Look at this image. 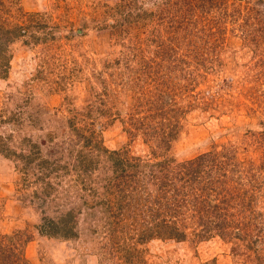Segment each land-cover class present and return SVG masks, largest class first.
I'll use <instances>...</instances> for the list:
<instances>
[{
    "label": "rangeland",
    "instance_id": "obj_1",
    "mask_svg": "<svg viewBox=\"0 0 264 264\" xmlns=\"http://www.w3.org/2000/svg\"><path fill=\"white\" fill-rule=\"evenodd\" d=\"M3 1L25 32H0V135L40 148L28 174L0 152L22 260L264 264V0ZM76 150L93 160L74 184ZM39 159L67 167L50 195ZM158 200L180 240L142 239Z\"/></svg>",
    "mask_w": 264,
    "mask_h": 264
},
{
    "label": "trees",
    "instance_id": "obj_2",
    "mask_svg": "<svg viewBox=\"0 0 264 264\" xmlns=\"http://www.w3.org/2000/svg\"><path fill=\"white\" fill-rule=\"evenodd\" d=\"M3 2H4L3 0H0V32H1V30H7V31L14 30V33H24L25 32L24 27H22L20 25H16L15 23H11L9 21L8 17L5 15L6 9L3 5L4 4ZM22 40L26 41L25 38ZM5 53H7V51H5ZM5 53H4L2 58H5ZM9 59H10L9 55H6V58H5L6 61L4 60V65H2L4 70H6L8 65H9ZM0 66H1V64H0ZM0 78H3V75L0 74ZM73 128H74V130H76V127L74 125H73ZM9 139H10V136H8L7 138H4L2 135H0V152L4 153V151H5L6 152L5 155H7L9 158H12V159L17 158L18 159V162H17L18 165H16V166L18 167V169L23 171L24 173L28 174L29 171H31L32 164H34L35 155L38 154V152L40 151V148L38 146H36V144H35L32 147L33 149H28L27 154H25L24 152L20 153V152H17L16 144L11 145L10 142L8 141ZM49 141L52 142L53 139H49ZM55 146L56 145H54L50 149L53 153L58 152V149L55 148ZM97 148H100V147H97ZM58 158L59 157H57L56 159H58ZM76 159H77L76 165H78L79 170H78L77 177L75 178V181H73L74 184H76L77 181L83 182L86 180L80 173L82 170H85V171L90 170V168H91L90 164L92 163V160H93V159L88 160L85 157V155H83L82 151L76 150V154L74 156V168H76V166H75V160ZM209 160L211 162H213V160H211V157H209ZM54 161H55V159H53V162ZM195 161H196V163H194ZM198 161H200V158H197L193 162H190L191 164L194 163L193 166L191 165L192 166L191 168L188 167L186 169L187 176L191 177L192 179H194V177H196V179H199L200 175H198V174H202L204 171L203 169H200V167H197L201 163ZM54 163L47 161V159L46 160L39 159V162L37 164H35L36 170H34V171H37V170L39 171V173H40L39 180H42V181L44 180V182L46 183L45 185L47 186V188L45 189V193H47L48 195L51 194V190L52 191L56 190L57 184H55V183L53 184L51 182L52 180L47 179V178L51 177V175H54V177H56L58 169H67L66 165L63 164L62 161H60V159H59V161L57 160V164H56V162H54ZM120 163L123 164V162H121V161H120ZM113 164L115 165L113 168L116 169V172H118L119 169L116 166L115 161L113 162ZM33 167H34V165H33ZM86 175L88 177H90L89 174L86 173ZM218 175L222 177L223 173L218 174ZM116 176L118 179H120L122 174L117 173ZM24 182L28 183L26 177L24 178ZM127 183H128V180L124 181V178H123V184H127ZM69 185H73V184H69ZM203 189H206V187ZM110 191L111 190L107 191V196L110 194ZM105 198H107V199L105 201H103V204H105L106 208L109 210L110 207H112V205H114V203L111 201L112 199H108V197H105ZM158 201H159L158 205L160 206V209L158 207L152 206L148 209V211L146 213L147 217L150 218L151 226H149L147 228L148 234L144 235V237H142V239L148 240V238H150L151 236H157L160 238L161 237L162 238H170V239L174 238V239L180 240V237L183 238L185 236V232L179 231V230H177V228H172L171 227L172 225H170V224L168 225L167 222L165 221L164 217H159V214L161 213L162 208L170 209V207H171L170 203L169 202L162 203V202H160V200H158ZM134 204H136V202H134ZM122 208H124V207H122ZM109 211H111V210H109ZM123 212H124V209H123ZM151 219H153L152 222H151ZM49 226H48V228H49ZM116 234H117V231L113 232V236ZM6 237H8L7 234L0 233V264H29L27 262L25 263V260H22L23 257L21 255H19V253H16V249H14L13 245L6 240Z\"/></svg>",
    "mask_w": 264,
    "mask_h": 264
}]
</instances>
